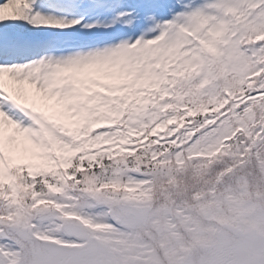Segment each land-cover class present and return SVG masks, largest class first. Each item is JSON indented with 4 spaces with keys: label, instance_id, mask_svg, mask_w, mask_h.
Here are the masks:
<instances>
[{
    "label": "rangeland",
    "instance_id": "obj_1",
    "mask_svg": "<svg viewBox=\"0 0 264 264\" xmlns=\"http://www.w3.org/2000/svg\"><path fill=\"white\" fill-rule=\"evenodd\" d=\"M123 1L129 25L152 33L130 55L115 46L50 64L85 95L84 112L68 106L77 122L0 145V264H264L263 74L247 81L264 58V0H148L163 18ZM235 105L258 114L237 123ZM162 108L192 120L191 145L221 133L242 144L181 164L140 158L120 130L161 121Z\"/></svg>",
    "mask_w": 264,
    "mask_h": 264
},
{
    "label": "bare ground",
    "instance_id": "obj_2",
    "mask_svg": "<svg viewBox=\"0 0 264 264\" xmlns=\"http://www.w3.org/2000/svg\"><path fill=\"white\" fill-rule=\"evenodd\" d=\"M142 1V0H141ZM17 0H3L0 5V28L2 31L6 27L14 24H18L20 20H25V16L28 14L25 12V6L33 3L34 0L25 2L24 5H16ZM91 7L95 6L90 4ZM144 7V6H142ZM87 14L88 12L85 11ZM103 14L101 9L98 11L97 15ZM59 17L48 13H44L43 18L39 20L28 19L24 22V27L30 31L41 32L48 30L58 23ZM56 23V24H54ZM95 23L92 26L95 27ZM13 27V26H12ZM92 27V28H93ZM114 27H116L114 25ZM109 26L108 30L104 32H115L116 29ZM129 21L125 22V28L128 29ZM94 29H89L91 32ZM141 30L138 37L135 31ZM132 36L130 39L126 37L125 39L118 40L115 46L122 47L124 53L130 55L134 44L140 45L143 43L146 34L149 33V28H131ZM108 45L107 47H109ZM111 46V47H115ZM105 48V47H101ZM110 48V47H109ZM108 49V48H107ZM86 53V55H90ZM91 57V56H88ZM87 57V58H88ZM50 59H43L40 61L41 65L38 67V62L35 61V68L38 72V78L35 79L29 74L30 67L32 65L31 61L25 62L23 64H0V93L11 101L18 103L21 107L26 109L28 112L25 113L20 110L13 103L6 100V104L0 102V145L5 144L10 146L11 144L17 142L18 140H23L25 138L31 137L35 131L43 132L44 135L47 131V125L64 123L67 124L68 121L77 122L80 114H75L69 110L68 106H77L85 111L87 104L84 100V93L80 94V87H77L76 93H71L69 91H76L72 88L74 85L69 84L70 75L62 78L58 75V72L54 71V75L49 77L48 70L50 66L46 69V65L51 62ZM90 59H87L85 63H90ZM74 95L73 97H70ZM5 98V99H6ZM70 112V113H69Z\"/></svg>",
    "mask_w": 264,
    "mask_h": 264
},
{
    "label": "trees",
    "instance_id": "obj_3",
    "mask_svg": "<svg viewBox=\"0 0 264 264\" xmlns=\"http://www.w3.org/2000/svg\"><path fill=\"white\" fill-rule=\"evenodd\" d=\"M261 96H259L256 100L257 101H261V100H264V92H261L260 94ZM256 115L258 114V112L255 110V109H250V110H247L246 112L244 110H239V113L237 112H233L231 116H233L237 123L240 122V119H242L243 115L244 116H250L252 118L253 115ZM227 122L230 124V121L227 120ZM226 122V124H227ZM243 122V121H242ZM184 123V122H183ZM182 123V124H183ZM186 123H189V122H186ZM186 123H184L186 125ZM225 124V125H226ZM235 125H232V127L228 126L230 131L232 130H235ZM178 128H180L178 126ZM241 129V126L239 125L238 126V131ZM230 135V134H229ZM228 134H222V137L220 138H223V142L225 140H228V142H226L224 145H227L229 142L234 145V146H238V145H241L242 144V141L241 140H237V137H233L230 139L227 138V136H229ZM168 136H169V139L165 140V142H160L159 141V136L156 137L152 134L150 135H145L144 133L141 134L139 136L140 139H142V142H137V138L135 140V145H138L137 146V149L136 151L137 154H139L140 158H144L145 156H148L150 155V160L155 162L156 160H160L161 158H164L165 160L166 159H170V160H174L175 162L179 160V164H181V161H183V159H185L187 156V158H193L192 160H195V158H198L200 159V157L202 159L204 158H207L208 155H212L209 153H204L203 155H200V148L203 146V149L206 150V147L204 145V143L199 147L198 150H195L194 149L191 151L190 150V147H191V144H190V140L187 136V133H183V132H169L168 133ZM239 136V134L237 135ZM156 137V138H155ZM219 138V139H220ZM154 141V142H153ZM153 147V151L152 150H149L150 148L152 147H149L151 146ZM242 150V149H241ZM148 155H147V154ZM100 161L102 162V165L101 166H98L96 169L99 171V172H103V173H107L109 170H108V166H107V163L105 162L106 161V158L101 156L100 158ZM53 170H56V167L55 168H52ZM27 177L26 173L24 174V179ZM40 177H38L37 179H39ZM21 181H22V178H21ZM38 183L41 184V182L38 180ZM28 185V183H26Z\"/></svg>",
    "mask_w": 264,
    "mask_h": 264
}]
</instances>
